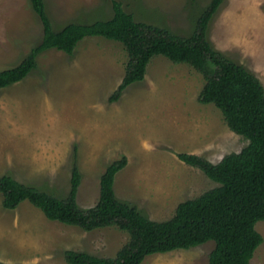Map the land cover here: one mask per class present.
I'll return each mask as SVG.
<instances>
[{
  "label": "rangeland",
  "instance_id": "obj_1",
  "mask_svg": "<svg viewBox=\"0 0 264 264\" xmlns=\"http://www.w3.org/2000/svg\"><path fill=\"white\" fill-rule=\"evenodd\" d=\"M112 0H43L54 31L70 22L90 24L112 16ZM136 21L190 36L209 0H117ZM42 24L29 0H0V70L17 65L41 40ZM207 38L231 61L243 65L264 90V0H222ZM128 55L121 43L87 36L72 55L50 48L24 79L0 89V176L11 175L59 198L69 190L73 164L81 175L76 202L98 200L99 178L112 161L126 157L114 177L115 196L157 222L172 217L178 203L218 184L176 154L212 163L247 144L232 132L213 104L197 100L202 76L183 63L153 56L144 78L108 98L120 83ZM0 261L4 264H68L64 251L114 257L128 234L114 227L86 232L47 219L27 201L1 205ZM263 240L248 264H264ZM209 240L189 249L144 257L140 264H208Z\"/></svg>",
  "mask_w": 264,
  "mask_h": 264
},
{
  "label": "trees",
  "instance_id": "obj_2",
  "mask_svg": "<svg viewBox=\"0 0 264 264\" xmlns=\"http://www.w3.org/2000/svg\"><path fill=\"white\" fill-rule=\"evenodd\" d=\"M29 2L42 24L41 40L17 65L0 70V89L21 81L34 70L41 52L53 48L72 55L83 38L101 36L121 43L128 55L124 75L109 102L117 101L131 83L141 81L150 59L162 55L173 63L187 64L202 76L198 102L213 104L225 125L248 142L239 152L228 153L217 163L196 154H176L177 159L199 169L218 186L178 203L166 221H153L135 205L115 196L114 177L126 165L124 155L105 167L99 178L98 200L90 208H81L76 202L81 177L76 164L63 198L18 182L11 175H1L3 208L12 210L27 201L49 220L86 232L114 227L128 234L114 257L66 250L63 255L68 264H140L147 255L189 249L209 240L214 247L208 264H248L263 240L254 225L264 220V90L253 73L215 50L208 41L210 20L222 0H209L187 37L136 21L117 0L111 1L112 16L107 20L70 22L54 31L43 0Z\"/></svg>",
  "mask_w": 264,
  "mask_h": 264
}]
</instances>
